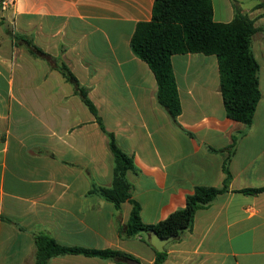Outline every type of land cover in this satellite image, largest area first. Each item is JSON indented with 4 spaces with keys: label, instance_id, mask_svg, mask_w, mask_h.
Returning <instances> with one entry per match:
<instances>
[{
    "label": "crops",
    "instance_id": "obj_1",
    "mask_svg": "<svg viewBox=\"0 0 264 264\" xmlns=\"http://www.w3.org/2000/svg\"><path fill=\"white\" fill-rule=\"evenodd\" d=\"M155 1L17 0L0 11V264H38L41 235L155 264L150 234H121L132 204L116 209L96 194L114 179L107 133L134 161L127 178L146 225L185 208L197 187L223 188L229 162V190L166 247L164 264H264V0H211L215 22L239 10L258 29L261 100L250 126L227 116L216 56L175 55L177 123L160 106L155 75L131 47ZM45 264L121 263L65 254Z\"/></svg>",
    "mask_w": 264,
    "mask_h": 264
},
{
    "label": "trees",
    "instance_id": "obj_2",
    "mask_svg": "<svg viewBox=\"0 0 264 264\" xmlns=\"http://www.w3.org/2000/svg\"><path fill=\"white\" fill-rule=\"evenodd\" d=\"M257 31L255 22L239 10L231 23L215 22L211 0H156L152 20L137 26L131 47L135 55L146 62L155 75L158 103L176 123L182 113V106L172 58L185 54L216 56L227 116L233 121L250 126L261 100L260 66L252 51L253 37ZM36 51L43 55L41 51ZM59 70L67 80L79 86L78 80L67 66L63 65ZM82 97L89 109L97 114L95 106L84 91ZM107 135L116 163L114 179L110 188H97L96 194L112 203L116 209H120L125 202L132 204L130 220L121 231L125 238L155 231L162 238L176 236L179 240L184 233L193 229L197 212L229 190L231 173L227 162L224 167L227 178L223 188L197 187L186 198L185 208L174 212L157 225H146L141 218L140 205L132 199V185L127 178V173L135 170L134 161L119 148L114 135ZM235 142L236 137L233 140ZM36 241L38 264H45L52 257L65 254L98 257L121 264L136 260L133 256L119 251L64 248L43 235L38 236ZM167 257V252H157L155 264H164Z\"/></svg>",
    "mask_w": 264,
    "mask_h": 264
},
{
    "label": "water",
    "instance_id": "obj_3",
    "mask_svg": "<svg viewBox=\"0 0 264 264\" xmlns=\"http://www.w3.org/2000/svg\"><path fill=\"white\" fill-rule=\"evenodd\" d=\"M149 243L158 253L166 252V247L177 240L176 236L162 238L155 231H151L150 233ZM128 264H141L137 260H130Z\"/></svg>",
    "mask_w": 264,
    "mask_h": 264
},
{
    "label": "built area",
    "instance_id": "obj_4",
    "mask_svg": "<svg viewBox=\"0 0 264 264\" xmlns=\"http://www.w3.org/2000/svg\"><path fill=\"white\" fill-rule=\"evenodd\" d=\"M16 1L17 0H2L0 11L6 12L12 9L13 7H15Z\"/></svg>",
    "mask_w": 264,
    "mask_h": 264
}]
</instances>
